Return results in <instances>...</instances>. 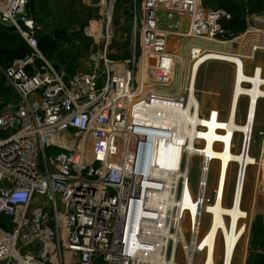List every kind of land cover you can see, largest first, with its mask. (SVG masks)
Wrapping results in <instances>:
<instances>
[{
    "label": "built area",
    "instance_id": "1",
    "mask_svg": "<svg viewBox=\"0 0 264 264\" xmlns=\"http://www.w3.org/2000/svg\"><path fill=\"white\" fill-rule=\"evenodd\" d=\"M119 1L97 0L91 6L99 9L84 30L92 43L70 75L42 54L31 0H0V21L13 23L32 49L9 69L0 68L16 94L0 103V264H180V254L184 264H203L213 260L215 247H221V256L222 246L227 248L223 230L206 235L214 210L233 207L247 214L245 175L253 165L242 171L233 164L237 171L229 193L225 172L210 189L212 164L221 162L217 134L222 132H210L202 123L214 109L201 111L197 78L204 64L193 70L195 57L239 39L224 27L231 13L205 8L202 0H141L140 5L133 0L127 7L133 31L120 42L130 57L114 59L122 56L114 46ZM245 21L246 34L263 29L264 10L255 15L246 8ZM79 31L76 26L72 33ZM188 39L195 43L181 49L189 60L184 67L171 44L180 47L179 41ZM142 60L145 77H140ZM154 102L166 106V119L154 115ZM217 111V121H227L228 115ZM163 121L166 129L159 125ZM160 143L174 150L158 162L151 154ZM194 158L201 168L196 194L190 186ZM261 159L258 167L264 168ZM220 215L227 223L231 219L227 212ZM239 245L238 240L232 262ZM226 260L221 258L222 264Z\"/></svg>",
    "mask_w": 264,
    "mask_h": 264
},
{
    "label": "rangeland",
    "instance_id": "2",
    "mask_svg": "<svg viewBox=\"0 0 264 264\" xmlns=\"http://www.w3.org/2000/svg\"><path fill=\"white\" fill-rule=\"evenodd\" d=\"M85 3H86V0H84V4ZM93 3L94 4L97 3V0H92L91 5L89 7L93 6L94 5ZM140 3H141V0L138 1V5H140ZM86 5L88 6L87 3ZM131 5L133 6V0H120L115 7L116 10L114 14V28H115L114 46L116 48L117 55H120V54L123 55L127 51V47L121 48L120 42L125 40V36H124V34H126L125 32H128V36H130L133 31V28L131 27L128 28V23H132L133 19L131 20L127 17V16L131 17L129 13V9L127 10V7L129 6V8H131ZM91 8H94V7H91ZM213 10H217V9H213ZM176 21H178V18L174 19V22ZM169 22L170 21L166 20V26H165L166 29L169 28V25H170ZM257 28L261 29L260 27H256L255 31H249L247 34L245 32L239 35L240 37L237 36L239 39L236 40V42L232 45H228L226 47L221 46V45H213L214 48H212L213 49L212 51H208L205 55H202L198 58L195 57V60H194L195 62L196 61L198 62L193 66V70H197L198 63L204 64V66L200 69L198 73V78H197L198 96H199L200 101L202 102L201 111L206 112L211 109H214L213 111L217 113V116H213V118L215 119L216 117H218L217 110H219L222 115H225V116L228 115L227 121L221 124L217 120L202 122L204 127L209 129L210 132H213V133L222 132V133L217 134L219 138L218 142H220V144L217 145V148L221 149V151L218 153L217 156L221 162L212 164L215 181L214 179L212 180L210 189L215 187L218 175L220 179V175L224 172L227 173L226 179L227 180L229 179L228 183L227 181H225V185L226 183L228 184V193L231 191V189H233L237 167L236 165L232 166V173H231V176L229 177L228 168L230 164L228 161V157L230 158V153H233V151L228 150V149L232 148L233 145H235L234 152H238L241 149L240 147H242V143H243V140H242L243 138H241L242 136L240 134H238L237 136L236 134V136L234 137L233 131H235V128L242 126V123L244 122L243 120H246L245 117H246L247 107L253 104L252 101L255 102L256 99H261L264 96V47L258 38V31L256 30ZM184 33H186V29ZM248 38H253L254 40H256L255 48L251 49L250 52H243V51L238 50L239 41H243ZM193 43L195 42L190 41L189 39L184 40V41L180 40L179 44L181 48L176 43L171 44L173 46L172 49H175L179 58L182 59L183 64L185 65L184 67H186L189 64V60L187 59L186 55H185V58L182 57L181 49L183 52H185L188 50V47L190 46V44H193ZM137 44L139 47V41L137 42ZM247 49L250 50V48L248 47ZM216 50L224 52L221 57L217 55ZM245 50L246 49L244 48V51ZM235 53L237 54V57H233V60H231L232 54H235ZM208 55H210V57H208ZM238 56H243L244 58L243 61H242V57H238ZM202 57H206V59H202ZM200 59H202V61H200ZM208 60L209 61L212 60L213 62H209ZM243 62L245 65V69L243 67ZM254 68L258 69L256 75H252ZM191 71H192V67H191ZM178 79H179V76H178ZM176 81L177 83L179 82V80H176ZM244 83H248V86H245ZM175 85H176L175 89H178L179 85L177 86L176 83ZM243 96L245 98H243ZM248 101H249V104H248ZM238 102H240L239 110H238ZM154 107L156 109L157 116L159 114L166 115V106H154ZM231 111H232V117L230 116ZM237 111H238V118L236 120L235 114H237ZM201 120H204V119H201ZM257 121L258 122L254 129L253 141H252V145L250 148L251 149L250 155L253 157L252 159H250V163L252 165H256L257 168L256 170H254L252 168L254 166H251L248 170L247 176L245 175L246 176L245 177L246 195L244 199L245 203L243 202V204L245 205H243V207L245 211L247 212L250 210L254 200L256 199V192H255L256 172L258 169H261L262 170L260 171L261 177H263V173H264V168L258 167V162L262 161L261 157H262V151H263V146H264V99L260 101V104L258 107ZM187 123L188 122H185V125H187ZM217 124H220L221 127L218 126ZM223 131L226 134L231 135V137L227 136L225 133H223ZM203 137L206 140L209 139L207 134L203 135ZM233 137H234V141H233ZM228 140H230V142ZM224 144L225 146L227 144V148H225ZM226 155H228V157H226ZM239 170H240V167H239ZM215 175H216V178H215ZM200 179H201L200 160L198 158H194L193 167H192L191 174H190V186L194 194H196L197 188L200 183ZM258 192L260 193V194L257 193L260 199V202L257 203L258 212L255 214V216H251L249 218V221L246 222L247 230L249 231H247V236L244 239L245 241L243 240L244 243L242 241L238 247L237 254L233 260V264L235 263L243 264V262L245 264V260H244L245 255H244L243 250H244V247L247 246V248L246 247L245 248H246V258H248L252 224L258 215H264V192L262 191H258ZM236 196H237V201H239V198H241V188L238 189ZM228 204L230 203L228 202ZM224 209L225 207L222 206L221 208L214 210L215 212L214 220H213L214 223L217 219L223 218L221 217L220 213L224 212ZM207 228H208V225L206 224L203 227L204 232L207 230ZM213 229H214V225L211 226L209 231L206 233V235L210 234L209 238L213 237ZM220 249L221 247L218 248L217 252H219ZM236 260L237 262H235ZM177 262L180 264L185 263L183 255L180 254L178 256ZM206 263H207V260H204L203 264H206ZM219 264H222L221 260L219 261Z\"/></svg>",
    "mask_w": 264,
    "mask_h": 264
},
{
    "label": "trees",
    "instance_id": "3",
    "mask_svg": "<svg viewBox=\"0 0 264 264\" xmlns=\"http://www.w3.org/2000/svg\"><path fill=\"white\" fill-rule=\"evenodd\" d=\"M205 8L224 9L233 19L224 23V27L236 36L246 32V8L250 14L258 15L264 10V0H202ZM98 8L84 4V0H34L29 9L39 30L37 38L39 48L47 60L61 71L66 69L70 75L77 71V63L89 50L91 39L84 35L89 22L98 17ZM80 31L72 33L75 27ZM130 26H128L129 28ZM258 31V38L264 47V25ZM127 28V29H128ZM126 29V30H127ZM80 42V47L74 45ZM32 53V49L16 29L0 26V68L9 69L16 59H22ZM129 52L114 59H128ZM15 92L7 86L0 71V101L7 103L15 97ZM217 120L210 118L206 122ZM246 264H264V215H258L251 227L249 257Z\"/></svg>",
    "mask_w": 264,
    "mask_h": 264
},
{
    "label": "bare ground",
    "instance_id": "4",
    "mask_svg": "<svg viewBox=\"0 0 264 264\" xmlns=\"http://www.w3.org/2000/svg\"><path fill=\"white\" fill-rule=\"evenodd\" d=\"M186 25H187L186 18H184V24H183L184 27L183 28H185L186 32H187ZM255 28H252L250 31H255ZM185 29H183L184 32H185ZM257 29H259V28H257ZM95 30H96V24L92 23V32H94ZM255 42H256V40H254L253 38H248L246 40L239 41V49L238 50L243 51V52H250L251 49L255 48V46H256ZM246 46L248 48H250V50H248ZM244 48L246 49L245 51H244ZM223 53H219V51H217V55L220 57L222 56ZM235 55H237V54L235 53ZM235 55L232 54L231 60H233V57H237ZM208 57H210V55H208ZM202 59H206V57H202ZM202 59H200V61H202ZM146 70H147V64L144 63V61L142 60L141 64H140V77L141 76L145 77ZM262 99H264V96L261 99H256L255 102L252 101L253 104L247 108V114L245 117L246 120L245 121L243 120L244 122L242 123V126L235 128V131H233L234 137L236 136V134H237V136H238V134H240L242 136L241 138H243V139L247 138V139H245L244 151L240 150L237 153H235V152L230 153V158L228 157V155H226V157H228V161L230 164L229 168H228V176H229V173H232V166L235 163L239 164L238 166L241 167L242 169H244V167H246V169H247L248 165H252L250 163V159H252L253 157L250 155V150H251L250 148H251L252 141H253L254 129H255L257 122H258L257 121L258 107H259L260 101ZM153 105L154 106H164V105H158L155 102L153 103ZM154 106H153V108L155 109ZM211 112H212V116H217V113L215 111L212 110ZM156 113L157 112L155 110L154 115L157 118L166 119V115L159 114L157 116ZM235 116H237V114H235ZM204 120H207V119H204ZM204 120H202V122H204ZM159 125L164 126V128L166 129V121H163ZM217 125L221 127L220 124H217ZM186 127H187V125H184L185 129H186ZM223 133H225V132L223 131ZM226 135L231 137V135H228V134H226ZM182 139L185 140L184 137ZM154 146L155 147H154L153 154H151V158H153L154 160H158V162H161L160 160L164 161L167 158H169L171 156V152H173V150H174L173 146L168 145V144L160 143L159 145L155 144ZM242 146H243V144H242ZM247 148H248V153H247ZM262 158H263V162H264V146H263V151H262ZM158 162H156V163H158ZM253 166L254 167H252V168L254 170H256L257 166L256 165H253ZM258 170L256 172V177H255L256 199L254 200V202H253L250 210L247 212V214L245 212H242L241 210H237V208L234 210H232L233 207H231L230 210L225 208L224 212H227L228 216L231 217V219L228 221V223H227V220H225V218L217 219L215 221L214 229H213V236H214V234H218L219 230H223L224 236H225V243L227 245V248H225V245L222 246V251L224 249V255H222L220 257L221 249L219 252H217L218 248L215 247L214 250H212V252H214V254L211 253V255H213V260H212V256H211L209 261L207 262V264H216L217 260L220 261L221 258L223 259L225 256L227 257L225 264H233L232 258L234 256V253H233L234 248L237 246L238 240L241 243L246 238L247 231H249V230H247L246 222L249 221V218L251 216H255V214L258 212L257 203L260 202V199H259V195L257 193H259L258 192L259 191V185L261 183H264V178H263L264 173H263V177H261L260 171H262V170L261 169H258ZM246 176H247V174H246ZM245 195H246V193H245ZM240 201H241V198H239L238 202H240ZM243 205H245V204H243ZM244 216L246 217L245 221H240L239 220L240 217H244ZM244 241H243V243H244ZM245 247L247 248V246H245ZM245 247L243 250L244 255H245L244 260H246L245 259L246 258V248ZM226 251H227V253H226ZM235 262H237V260ZM165 264H176V262H174L173 260H168V261H165ZM243 264H244V262H243Z\"/></svg>",
    "mask_w": 264,
    "mask_h": 264
},
{
    "label": "water",
    "instance_id": "5",
    "mask_svg": "<svg viewBox=\"0 0 264 264\" xmlns=\"http://www.w3.org/2000/svg\"><path fill=\"white\" fill-rule=\"evenodd\" d=\"M33 1L34 0H31V2L29 4V9H30L31 4H32ZM21 20H22V18H18L16 20V23L20 22ZM0 26L5 27V28H8V29H14L15 28V25L13 23H5V22H2V21H0ZM0 103H1V101H0ZM246 261H247V258L245 260V264H246Z\"/></svg>",
    "mask_w": 264,
    "mask_h": 264
},
{
    "label": "crops",
    "instance_id": "6",
    "mask_svg": "<svg viewBox=\"0 0 264 264\" xmlns=\"http://www.w3.org/2000/svg\"><path fill=\"white\" fill-rule=\"evenodd\" d=\"M90 1H91V0H86V3L88 4ZM86 3H85V4H86Z\"/></svg>",
    "mask_w": 264,
    "mask_h": 264
}]
</instances>
